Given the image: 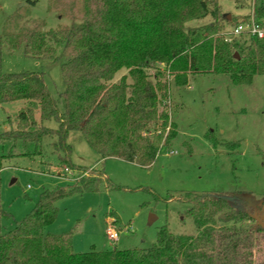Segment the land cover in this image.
Masks as SVG:
<instances>
[{
	"label": "trees",
	"instance_id": "16d2710c",
	"mask_svg": "<svg viewBox=\"0 0 264 264\" xmlns=\"http://www.w3.org/2000/svg\"><path fill=\"white\" fill-rule=\"evenodd\" d=\"M219 8L218 0H47L49 12L77 23L48 30L17 9L0 34V64L3 52L19 50L57 62L63 90L55 101L42 74L0 75V109L20 105L15 127L0 131V171L14 158L41 157L45 140L60 167L76 170L66 143L70 131H79L101 161L149 167L170 146L176 127L157 103V91L165 94L167 84H152L146 70L163 64L176 87L198 74L222 75L236 86L264 75V35L250 36L245 45L226 40ZM255 16H264V4ZM207 17L213 22L186 27ZM122 69L127 73L114 82ZM51 121L56 128L45 126ZM150 127L160 131L148 137ZM96 171L99 177L43 190L32 211L0 235V264H264L263 210L235 195H185L193 236L164 226L147 249L73 253L69 235L44 229L55 220L59 199L99 191L104 177Z\"/></svg>",
	"mask_w": 264,
	"mask_h": 264
},
{
	"label": "rangeland",
	"instance_id": "374dc122",
	"mask_svg": "<svg viewBox=\"0 0 264 264\" xmlns=\"http://www.w3.org/2000/svg\"><path fill=\"white\" fill-rule=\"evenodd\" d=\"M30 1L36 2L0 0V34L19 8L28 19L43 21L44 30L76 26L49 12L47 0ZM218 4L222 35L230 41L244 45L250 41L245 33L228 35L238 24L257 23L264 31V16H255L264 0H218ZM224 15L230 16V24ZM211 22L207 17L186 27ZM10 73L42 74L50 97L59 100L63 90L59 63L28 58L21 50L3 52L0 75ZM126 73L118 71L114 82ZM146 73L152 84H167L165 94L157 91V103L176 127L170 146L144 168L114 158L101 161L79 131H70L66 143L76 170H69L59 166L45 140L41 157L14 158L0 171V235L32 211L43 190L66 187L80 177H99L97 169L104 177L99 191L59 199L56 218L44 229L53 236L69 235L75 254L147 249L164 226L174 235H195L192 219L185 216L189 207L185 195H235L250 208L261 207L264 215V75L236 86L222 75L198 74L187 86L176 87L163 64ZM19 106L0 109V131L15 127ZM45 126L56 128L53 121ZM158 131L159 127H150L146 136ZM107 231L115 232L117 239L109 240Z\"/></svg>",
	"mask_w": 264,
	"mask_h": 264
},
{
	"label": "built area",
	"instance_id": "2783aa9c",
	"mask_svg": "<svg viewBox=\"0 0 264 264\" xmlns=\"http://www.w3.org/2000/svg\"><path fill=\"white\" fill-rule=\"evenodd\" d=\"M242 33H245L248 36H257L259 38H261L264 35V31L253 22L249 24L237 25L234 29H232V31H230L228 35L230 37H235ZM226 40L230 41V38H226ZM106 236L111 241H115L117 239V235L113 231H107Z\"/></svg>",
	"mask_w": 264,
	"mask_h": 264
},
{
	"label": "water",
	"instance_id": "95a60500",
	"mask_svg": "<svg viewBox=\"0 0 264 264\" xmlns=\"http://www.w3.org/2000/svg\"><path fill=\"white\" fill-rule=\"evenodd\" d=\"M224 19H225L226 21H229V20H230V16H229V15H224ZM234 58H235V59L238 58L237 54L234 55ZM258 223H259V225L261 226V228L264 229V221L261 222V221L258 220Z\"/></svg>",
	"mask_w": 264,
	"mask_h": 264
}]
</instances>
